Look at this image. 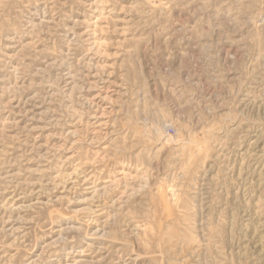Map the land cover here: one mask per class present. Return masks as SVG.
Instances as JSON below:
<instances>
[{"label":"rangeland","instance_id":"374dc122","mask_svg":"<svg viewBox=\"0 0 264 264\" xmlns=\"http://www.w3.org/2000/svg\"><path fill=\"white\" fill-rule=\"evenodd\" d=\"M0 264H264V0H0Z\"/></svg>","mask_w":264,"mask_h":264}]
</instances>
